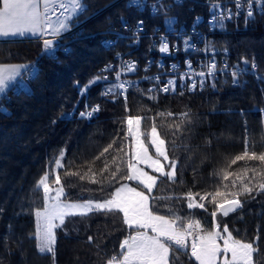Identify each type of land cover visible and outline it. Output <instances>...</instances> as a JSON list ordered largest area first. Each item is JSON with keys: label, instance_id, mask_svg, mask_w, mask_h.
Here are the masks:
<instances>
[{"label": "trees", "instance_id": "trees-1", "mask_svg": "<svg viewBox=\"0 0 264 264\" xmlns=\"http://www.w3.org/2000/svg\"><path fill=\"white\" fill-rule=\"evenodd\" d=\"M113 1L84 0L86 10L73 23L75 28L82 23V33L79 36L71 33L63 39L77 38L56 60L40 57L42 50L37 40L0 41V64L30 65L38 59L39 72L38 78L31 82V94L12 96L4 102L5 110H0V264H106L108 258L119 253L120 243L131 231L119 214L92 212L87 216L67 217L64 226L55 230V261L51 253L38 252L33 233L35 210L43 205V192L36 188L37 181L46 171L52 173L61 150L65 154V166L56 171L69 201L103 200L120 183L129 182L118 177L119 183L109 185L106 180L91 183L88 179L80 180L78 175L65 176L66 172L83 175L89 169L99 173L106 160L111 163L112 157L118 155L116 148L123 142L126 125L122 120L127 115L145 117L142 128L146 131H150L154 120L167 142L170 160L177 161L175 182L160 178L151 194L162 197L151 200L154 209L162 215L171 210L184 219H198L206 228L212 224L210 213L214 205L205 200L207 211L188 209L185 194L189 190L201 195L217 189L226 191L223 185H230L234 177L222 181L221 170L239 172L245 166V161H238L228 168L231 159L244 151L246 135L255 151H264L261 140L264 135V79H261L264 77V16L251 21L240 17L236 27H228L224 21L209 25L205 20L208 6L191 8L184 3L173 6L168 14L176 18L177 25L195 24L202 32L201 52L188 54L190 57L178 54L180 61L214 57L224 60L231 71L245 67L250 70L254 61L255 75L248 72L240 75L239 84H233L230 73L210 76L203 90L185 94L160 95L142 86L131 92L127 101L103 97L99 86L94 85L89 90L88 106L92 108L91 104L98 103L102 105L101 110L91 118L73 114V106L80 96L75 85L85 87L94 77L101 76L104 64L114 61L113 53L101 46L103 38L109 37L104 31L113 24L119 26L124 20L145 21L149 30L162 24L161 14L152 20L148 14L138 17L139 12L126 8V0L90 18ZM148 52L145 47L137 57L142 58ZM161 112L173 115H158ZM184 112L189 113L188 118L180 115ZM177 124L181 125L179 131L175 128ZM114 140L113 148L101 156ZM149 150L154 153L151 147ZM247 164L252 167L258 162ZM103 175L107 177L108 173ZM54 179L55 174H50L49 182ZM227 191L237 189L229 187ZM252 196H240L243 207L227 217L218 213L217 221L221 227L226 224L238 239L252 241L258 236L259 253L254 259L262 261L264 192L259 195L253 192ZM171 264L196 262L190 257V250H179Z\"/></svg>", "mask_w": 264, "mask_h": 264}, {"label": "snow or ice", "instance_id": "snow-or-ice-1", "mask_svg": "<svg viewBox=\"0 0 264 264\" xmlns=\"http://www.w3.org/2000/svg\"><path fill=\"white\" fill-rule=\"evenodd\" d=\"M247 2L249 10L246 14V20L253 16L251 10L253 0H247ZM255 2L264 4V0H255ZM128 4L129 7L141 8L144 6L142 0H128ZM236 7H241L239 0H236ZM58 10L59 14L57 15ZM85 10L84 0H0V37H42V55L56 59L59 43L57 38L68 32L71 28V22L83 14ZM54 16L56 19H53ZM231 16L230 11L227 17H224L223 12L214 13L213 22H217L219 17V22L222 24L223 19H231ZM124 23L127 26V22ZM164 23L169 30H173L172 26L176 23L175 17L166 18ZM142 25L143 21H138L136 30L141 31ZM160 51H169V45L163 39ZM244 64L247 65L248 61L245 60ZM189 67H191L190 62ZM215 67V64L211 65L209 74L215 70ZM256 67L253 61L251 68L255 69ZM111 68V65H107L103 71H109ZM135 69L134 62H125L122 70L135 71ZM25 70L32 79L38 78L39 72L36 65L0 64V94H6L18 77L23 80ZM248 71L249 68L247 67L234 71L232 73L233 84H239L237 77ZM199 75L205 74L201 72ZM116 76L119 79L120 72H117ZM101 79H107V77L99 75L94 77L82 89V94L87 91L91 84ZM126 84L130 86V82L117 85L124 94L125 101H127L126 93L128 90ZM191 87L195 89V82ZM161 90L164 92L175 91V81H168V84ZM110 92H112L111 88L102 95H107ZM152 98L150 97V99ZM99 110V105H97L91 111L81 112L80 115L91 117L93 113ZM158 115L172 116L173 113L161 112ZM180 115L184 118L189 117L187 112ZM145 119L139 115H127L122 120L126 129L122 137L123 142L116 148L118 155L112 157L111 163L106 160L99 173L92 172L91 169H89L91 175L89 172H85L83 175L78 172L65 173V176L78 175L80 180L88 179L91 183H104L105 180L109 185H112L113 182L119 183V180L136 182L137 186L135 187L128 183H120L103 200L69 201L65 198V186L56 171L65 166L63 163L65 154L61 150L54 161L52 173L46 171L36 184V188L43 192L42 208L35 210V232L33 233L38 252L41 254L51 253L53 261H55V230L64 226L66 218L101 212L119 214L122 223L131 230L120 243L119 253L108 258L106 264H171L172 257L179 250L185 252L190 250V257L196 264H264V260L254 259L259 253L258 236L252 241L238 239L226 224L221 227L217 221L218 213L227 217L230 213H234L238 208L243 207V202L239 199L240 196H252L253 192L259 195L264 192V151L259 153L255 151L254 145L246 135L244 151L231 159L228 168H231L238 161H245V166L239 172L221 170L222 181H228L230 177H234L230 185H223L226 191L221 192L217 189L213 193L201 195L189 190L185 194L184 198L187 200L188 209L201 208L207 211L203 203L205 200L214 205V209L210 213L213 218L212 224L206 228L200 220L190 217L184 219L171 210L167 215L159 214L150 202L152 199L162 198L151 195L160 178L166 177L168 181L175 182L177 161L175 159L170 160L167 142L161 137L154 120L150 131L142 128ZM175 128L176 131H179L181 125L177 124ZM261 140L264 141V135H262ZM115 144L116 141L114 140L104 148L100 155L103 156L108 153ZM149 147L154 149V153H150ZM99 158L97 157V159ZM249 161H256L258 164L249 167L247 164ZM112 165H115L114 170H112ZM141 165L151 169L154 174H150ZM104 173H108V176L105 177ZM50 174H55V179L51 183L49 182ZM97 176L100 178L98 179ZM53 184L57 187H52ZM229 187L236 188L237 191L229 192L227 191ZM53 192L55 195L52 194ZM196 197H199V202ZM252 198L255 197L252 196ZM88 240L91 241L92 237L89 236Z\"/></svg>", "mask_w": 264, "mask_h": 264}, {"label": "built area", "instance_id": "built-area-1", "mask_svg": "<svg viewBox=\"0 0 264 264\" xmlns=\"http://www.w3.org/2000/svg\"><path fill=\"white\" fill-rule=\"evenodd\" d=\"M120 1L122 0H118L114 4ZM171 1H173L175 4L190 3L193 6H208L211 9V13L207 17L208 23L210 24L216 23L213 22L214 13L223 12L224 17H227L230 11L232 13L231 19L225 18L223 20H225L227 24L236 26L238 21L240 20V17H246L247 11L249 10L247 0H239V3L241 5L240 8L236 7V0H142L144 5L143 7H129L128 4V8L144 13H147V11L149 10L153 14H155L158 6H167L165 8L169 9L167 4ZM251 10L253 11V16L249 19H255L258 16H264V4H257L255 0H253ZM58 14L59 10L57 12V15ZM217 20H219V17L217 18ZM136 24L127 23V26H125V24L123 26H116L115 24H113L109 29L104 31L105 33L111 35L112 38L109 40H103L101 45L103 47H106L109 51H115L113 56L114 61L111 63H107L101 69V71L103 72V77H107V79H102L100 81L102 87L105 88V92H107L110 88L112 89V92L116 91V89H119L117 85H119L120 83L130 82V86H128L127 84L126 86L128 90H133V88L140 83L154 82V86H157V90L161 94H169L170 92H172L171 90H169L168 92H164L161 89L168 84V81H176L177 79H179L182 83L180 90L185 91L189 87L187 79H191L193 77L196 78L201 72H203L204 74L209 73L212 64H215L216 67L215 70L211 73L224 72L228 68V65L226 63H223L219 59L217 60L214 58H211L206 62L196 58L195 62L190 63L191 67L185 65L183 67L182 64L176 61H169L162 57L161 59H155L154 61H151L152 58H149L147 59V64H142L141 60L137 57V53L145 47V44H147V42L143 41V36L146 33L151 35V41L155 46H157V43H161L162 39L165 40L168 43L171 52L174 54L176 53V51H178L179 48V44H177L178 38H187L189 44V46L187 47H190L192 51H197L200 47L199 42L202 32H200L199 29L177 30L176 28L168 31H164L162 28H159L154 32H146L145 25H142L141 31H137ZM62 51L66 52L67 49L64 48ZM125 62H134L136 66L135 71L122 70ZM107 65L112 66L111 70L103 71V69H105ZM137 69L138 71H141L142 74L141 76H138V78H135L134 74L137 72ZM117 72H120L119 79H117L116 76ZM157 77L158 79H156ZM27 78H31L30 74L27 76ZM193 82H195L196 87L199 86V82L197 81V79H194ZM193 82L190 85H192ZM18 91L19 89H15V93H17ZM112 92L108 94H112ZM120 93L122 94L121 90ZM81 95L86 99L89 98L88 91L84 92L83 94L81 93ZM95 106L97 105H93V107ZM92 108H90L88 106V102L85 101L82 103V109L78 114H80L81 112L91 111ZM99 108L101 109L100 105ZM73 113H77V108H74Z\"/></svg>", "mask_w": 264, "mask_h": 264}, {"label": "rangeland", "instance_id": "rangeland-1", "mask_svg": "<svg viewBox=\"0 0 264 264\" xmlns=\"http://www.w3.org/2000/svg\"><path fill=\"white\" fill-rule=\"evenodd\" d=\"M115 2H116V0L113 1L111 4H109L108 6L102 8L100 11L94 13L90 18H94V17L100 15L102 11H104V10H106V9H108V8H112L113 6H115L116 4H118V3L114 4ZM53 19H56V17L53 18ZM82 30H83V28H82V23L79 24L78 27H76V28L72 25L71 28H70V30H69L68 32H65L61 37H58L57 40H58L59 43H58V48H57L56 53H57V54L63 53L62 50L64 49V47L67 48V45H68L70 42H73V41H75V40L77 39V38H73V39H71V40L64 41L63 39H65V37H66L67 35H69V34H71V33H74V34H76V35H79V34L82 33ZM44 38H51V37H44ZM33 40H37V41L40 43V45H41V49H42V41H43V38H42V37H37V38H34ZM62 40H63V41H62ZM43 56H44V55H41L42 58H43ZM20 65H21V64H20ZM22 65H25V64H22ZM30 65H37V66H38V59L35 60V61H33V63H31ZM24 72H25V71H24ZM24 72H23V78H24ZM26 81H27V79H26ZM26 81H24V79L21 80V78H19V86L21 87L23 84H27L28 82L33 81V79L30 80V81H28V82H26ZM29 85L32 87L31 83H29ZM9 92H10V91H9ZM7 93H8V92H7ZM16 97H17V96H16ZM0 100H1V99H0ZM1 101H2V100H1ZM1 101H0V102H1ZM3 102H4V100H3V101L1 102V104H0V110H5V107H4V105H3ZM146 143H147V141H146ZM149 151H150V150H149ZM150 153H151V151H150ZM141 167H145V170H146V171H148L150 174H154V173L151 172V169H148L146 166L141 165ZM156 175H158V174H156ZM127 183H128L129 185H131V186H134V187L137 185L135 181H129V182H127ZM150 202H151V201H150ZM198 202H199V201H198ZM56 237H57V236H56ZM221 243H222V242H221Z\"/></svg>", "mask_w": 264, "mask_h": 264}, {"label": "bare ground", "instance_id": "bare-ground-1", "mask_svg": "<svg viewBox=\"0 0 264 264\" xmlns=\"http://www.w3.org/2000/svg\"><path fill=\"white\" fill-rule=\"evenodd\" d=\"M151 40V35L150 34H145L144 36H143V41H145V42H148V41H150ZM103 47V46H102ZM104 49H106L107 50V48L106 47H104ZM107 51H109V50H107ZM105 65V64H104ZM103 67V66H102ZM85 101H87V102H89V98L88 99H86L85 97H83L82 95H80L79 96V99H78V101H77V103L75 104V108H77V113H79L80 111H81V109H82V103L83 102H85ZM92 106L93 105H100V104H98V103H93V104H91ZM101 107H102V105H100Z\"/></svg>", "mask_w": 264, "mask_h": 264}, {"label": "crops", "instance_id": "crops-1", "mask_svg": "<svg viewBox=\"0 0 264 264\" xmlns=\"http://www.w3.org/2000/svg\"><path fill=\"white\" fill-rule=\"evenodd\" d=\"M75 20H76V19H74V20L71 22V26L73 25V23H74ZM37 37H38V36L0 37V41H9V40H14V41H16V40H21V39H23V40H32V39L37 38ZM10 64H12V63H10ZM18 79H19V77L17 78V80H18ZM14 83H15V82H14ZM11 87H12V86H10V88H9V90H8L7 92H9V91L11 90ZM7 92H6V93H7ZM3 95H5V94H0V99H1V97H2Z\"/></svg>", "mask_w": 264, "mask_h": 264}]
</instances>
